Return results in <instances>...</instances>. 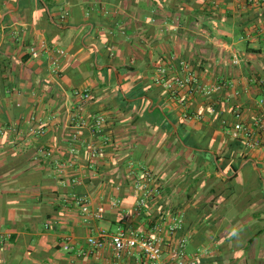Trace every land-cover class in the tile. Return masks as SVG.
Segmentation results:
<instances>
[{
	"label": "crops",
	"instance_id": "crops-1",
	"mask_svg": "<svg viewBox=\"0 0 264 264\" xmlns=\"http://www.w3.org/2000/svg\"><path fill=\"white\" fill-rule=\"evenodd\" d=\"M263 20L264 0H0V264H114L112 246L92 248L90 237L118 227L150 233L176 216L183 229L164 235L162 264H177L185 238L187 263L264 264V144L234 157L248 159L230 199L229 184H218L229 178L222 168L214 173L172 126L171 133L140 119L144 108L160 111L207 131L210 144L230 140L215 121L233 123L237 103L253 122L263 95L252 79H264V34L254 30ZM248 33L252 40H243ZM42 41L67 52L59 75L51 73L54 52L30 56L29 46ZM235 55L240 66L232 64ZM179 60L195 64L210 85L216 76L234 80L239 95L198 97L191 113L214 106L216 114L184 120L182 107L152 83L160 65ZM83 92L93 98L84 115L107 122L97 134L84 129L73 153ZM40 127L44 133L32 131ZM93 145L105 152L96 161ZM144 170L157 176L162 196L137 217L134 180ZM77 197H88L94 214L104 206V216L84 217ZM69 239L73 249L66 251ZM121 264L149 262L135 250Z\"/></svg>",
	"mask_w": 264,
	"mask_h": 264
},
{
	"label": "built area",
	"instance_id": "built-area-1",
	"mask_svg": "<svg viewBox=\"0 0 264 264\" xmlns=\"http://www.w3.org/2000/svg\"><path fill=\"white\" fill-rule=\"evenodd\" d=\"M256 34H264V20L259 27H255ZM254 33L246 34L243 40H252ZM29 54L33 59H39L44 54L50 55L54 52L55 56L51 58V73L59 75L61 69V59L67 56L64 49L53 50L49 47L46 41L40 44H32L29 46ZM233 66H240L241 61L238 56L232 58ZM176 68V71L174 70ZM198 67L188 60H179L175 67L170 64L160 65L154 72L152 83L155 87L161 88L169 97L177 102L183 109L182 116L186 121L202 120L206 115H215L216 109L214 106H209L207 109L199 108L195 113L190 112L191 102L198 97L205 99L213 98L217 94L228 93L233 90L235 96L239 95L238 89L235 88L234 80H229L227 77H214V84L205 83L199 74ZM252 82L259 85L262 89L263 97L258 103L261 112L253 122L244 120V112L241 104L237 103L233 106V123L228 121L223 122L227 127L228 135L234 140H240L243 144L245 152L259 150L263 147L264 140V79H252ZM80 99L83 105L79 107L75 115V130L73 133L72 152H77L76 144L81 142V135L84 129H89L93 134L102 132L107 118L104 115H84V106L92 101V95L89 92L80 94ZM226 102L230 98L224 97ZM14 130V128H11ZM36 134L44 133L42 127L39 129L32 128ZM0 134H5L4 127L0 124ZM105 155L104 149L96 146H91L90 158L96 161ZM72 184L80 185L82 181L78 178L71 180ZM134 188L139 192V196L134 206V213L137 217H142L146 212L151 201L156 200L162 196V189L157 176L149 171L144 170L140 176L134 180ZM76 204L81 207L84 217L97 216L102 218L105 214V207H99L96 214L91 211L90 201L88 197H77ZM119 201L114 202L118 205ZM183 229V219L180 216L172 217L168 225L160 223L156 225L152 232L147 233L142 230L129 231L123 227H118L115 232H108L100 230L95 237L88 239V245L95 249H103L107 245L112 246L114 250V264H121L125 253L139 250L147 259L149 264H162L164 257V235H176ZM188 239L185 238L180 242V246L175 253L177 264H200V259L196 258L194 261L186 262V248ZM66 251H71L72 242L69 239L64 245ZM80 256L87 255V252L81 251Z\"/></svg>",
	"mask_w": 264,
	"mask_h": 264
},
{
	"label": "trees",
	"instance_id": "trees-1",
	"mask_svg": "<svg viewBox=\"0 0 264 264\" xmlns=\"http://www.w3.org/2000/svg\"><path fill=\"white\" fill-rule=\"evenodd\" d=\"M209 7H214V5H209ZM45 20H48V16H43ZM49 21V20H48ZM52 28H56L52 25ZM49 37V35H48ZM112 83L116 80L114 77L110 78ZM133 107V106H132ZM131 107V108H132ZM141 120L147 122L152 126H158L163 130H167L172 133V127L169 121H172L177 126L179 133L178 137L181 142L186 145L189 149L193 150V155L199 157L204 162L207 163L208 166L211 167L214 173H219L218 167L222 168L224 172L229 176L228 179H220L218 184L226 185L229 184L230 195L228 196L230 199L233 195H235V187L242 183V173H238L241 165L248 159L247 156H238V158H234L237 156L240 150H243V144L240 140H234L229 137L228 142H223L221 144L211 143L207 138H209L208 132L205 130L194 131L189 130L186 124H180L176 119L170 117L169 115H163L160 111L156 113L150 114L149 111L144 108L142 112ZM226 120L222 117L217 118L215 121V127L219 130L221 127L223 129H227V127L223 124ZM173 142L179 143L177 139V135L173 134ZM214 152V153H212ZM228 163V164H227ZM252 165L248 164L245 167V171L251 170ZM244 171V172H245ZM216 176H213L212 180H215ZM211 181V180H210ZM214 192H217L214 190Z\"/></svg>",
	"mask_w": 264,
	"mask_h": 264
},
{
	"label": "water",
	"instance_id": "water-1",
	"mask_svg": "<svg viewBox=\"0 0 264 264\" xmlns=\"http://www.w3.org/2000/svg\"><path fill=\"white\" fill-rule=\"evenodd\" d=\"M169 122H170L171 126L175 129L176 134H178V130H177L176 125L172 121H169Z\"/></svg>",
	"mask_w": 264,
	"mask_h": 264
}]
</instances>
